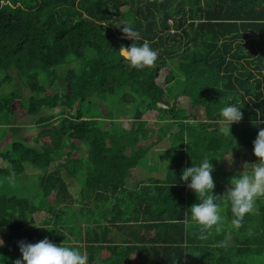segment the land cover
<instances>
[{
    "label": "trees",
    "instance_id": "trees-1",
    "mask_svg": "<svg viewBox=\"0 0 264 264\" xmlns=\"http://www.w3.org/2000/svg\"><path fill=\"white\" fill-rule=\"evenodd\" d=\"M238 5L244 7L242 13L236 11ZM238 21L243 23L239 25ZM118 22H129L140 33L138 46L147 40L158 51L154 67L135 69L119 54L122 45L130 47L133 41L124 37ZM255 27L264 29V0H0V71L5 73L0 87L16 82L17 87L30 92L23 99L22 90L13 91L0 100V145L8 136L4 126L15 119L17 112L21 117H39L44 110L65 108L61 118L40 117V132L34 139L38 148L15 142L10 152L0 150V177L9 179L10 172H14V178L23 175L25 163L42 172L38 178L42 196L35 204L25 198L0 195V235L4 239L0 264L22 259L21 242L35 244L45 238L57 246L64 243L86 251L88 264H207L196 263L200 255L213 257L210 264H233L226 254L219 253L264 254L260 236L253 233L255 217L250 214L239 228L246 230L247 240L237 246L193 244L190 231H199L201 226L191 221L190 213L187 225L184 221L185 213L198 203L197 197L187 186L191 181L180 180L183 170L199 166L211 155L217 159L213 167L216 163L220 166L222 156L241 144L244 164L258 162L252 129L237 137L229 126L217 123L222 108L238 105L237 95L244 119L257 118L254 106L260 111L264 106V90L259 89L254 97L261 99L260 103L245 98L253 95L249 86L255 75L251 71L246 74V69L238 74L236 59L227 57L235 39L249 36L251 43L254 41L250 34L240 32ZM258 42L264 44V36ZM261 50L263 56L257 62L264 59V47ZM71 57L77 60V67L66 75L64 90L49 93L39 75L47 74L52 83L56 69L68 64ZM251 62L246 61L249 65ZM175 70L183 79L178 85L180 94L170 99L166 88L176 81ZM236 82L241 91L237 92ZM120 90L129 91L130 96L123 97L127 112L107 111V117L99 112L100 119L87 118L82 105L88 104L92 111L96 100L110 102L108 97ZM133 108L134 117L130 119L128 113ZM123 120L126 123L122 124ZM162 123L174 128L176 134L170 160L175 177L170 183L145 184V188L154 186L165 191L158 218L144 225L156 234L150 240H122L97 247L89 242L86 249L79 247L75 241L77 225L67 224L75 204L70 182L85 173L81 194L88 199L86 203L91 204L96 196L112 204L111 223H116V215H124L126 195L139 200L138 192L126 185L146 157L144 143L165 131L158 127ZM81 152L84 154L75 156ZM4 162L7 168L2 167ZM231 175L217 178L214 195L223 196L230 187ZM63 203L66 212L60 209ZM221 206L226 207L231 222L230 203L224 201ZM45 212L47 217L43 216Z\"/></svg>",
    "mask_w": 264,
    "mask_h": 264
},
{
    "label": "crops",
    "instance_id": "crops-1",
    "mask_svg": "<svg viewBox=\"0 0 264 264\" xmlns=\"http://www.w3.org/2000/svg\"><path fill=\"white\" fill-rule=\"evenodd\" d=\"M243 9L244 7H240V5L236 7V11L238 10L240 13L243 12ZM237 23L240 25V23L243 22L238 21ZM240 34H250L254 41L251 43L249 36L235 39L233 41L234 49H231V51L227 54V57H234L236 59L237 62L235 65L237 66L238 74L242 73L244 69H246V74L249 75V72L251 71L252 75H255L253 78L254 80L252 79L251 86H249L253 93V97L245 94L244 95L245 98L251 97L255 103H260L261 99L256 100L254 97L258 96L256 93L259 89L264 90V59L260 62H257L258 59L263 56L261 48L264 47V44H260L258 41L262 38V36H264V29L261 27H255L246 32L241 31ZM248 59H251V65L246 63ZM259 81H261V83ZM234 84L236 85L237 92L241 91L238 82ZM232 90H235V87L232 88ZM243 92L244 91L241 93ZM237 97L238 105L236 106L241 108L239 104L242 101H240L239 95H237ZM262 102H264V98H262ZM161 106L162 105L159 104V107ZM253 109L254 111L257 110V112L264 116V106L262 107V111L258 110L255 106ZM260 117L259 119H264ZM257 119L258 117L249 120L243 118L241 122L232 124L230 129L236 133L237 137L243 136L246 129H252L253 134H251V138L254 142L260 128H264V124L254 126L253 121H256ZM161 126H164V124L162 123L158 127L160 128ZM175 140V130L174 128H171L167 129V131H164L161 134L156 133L151 141L144 143L146 148L145 152L147 153L146 157L139 165V171H136L131 179L128 180L126 185L128 189L138 192L139 200H132V196L126 195L127 202L122 206L124 215L117 214L116 223H111L113 221L112 204H106L101 199L97 200L96 196H94L93 201L90 202L91 204H89L86 203L88 199L86 200L85 197L82 196V191L77 195L72 194L75 199L74 206L76 208H73L74 211L73 209L70 211L71 218L68 216L67 224L69 222V218L70 220H75V223H70L69 225H77L75 241L79 247L86 249V245L89 242L95 243L94 245L97 247L100 245V243L107 245L111 242H123L122 240H130L133 242L137 241L138 239L141 240L143 238H147L150 240L153 238V235L156 234V231H149L144 225H146L145 223H149L150 220H153V218H158L159 212L162 210L160 208L163 207L162 202L166 196L164 190L154 188V186L151 185L150 186L152 188H145V184H151V182L170 183L175 177L170 165V160L172 157L171 149ZM83 149L85 152V148ZM84 152L82 154L76 153L78 155L77 157L83 155ZM242 152L243 148L241 144V147H238L236 151H231L229 153L230 155L226 153L222 156V159H220V166L218 163L215 164L216 166L213 167L214 171L212 173L215 185H217V178L219 177L222 179H227L231 174V178L240 174L239 171L243 170V164L245 161V157L242 156ZM207 159L212 164L213 161L217 160L216 156L214 155H211V157L209 156ZM164 162L168 164L167 171L160 167V165H162ZM73 182L74 180L70 182L69 190L70 188L72 189L71 183ZM195 202H199L198 199L195 200ZM221 215L226 218L221 232L217 233L215 229H212L210 233H202L201 228L199 231H190L192 243L198 244L200 242H208L212 243L214 247L217 246L220 248H227L232 246L235 247L242 241L247 240L248 233L245 229L239 230L231 225L227 209L224 206H221ZM250 215L255 217V221L252 223L253 233L256 237L260 236L259 239L263 244L261 246L264 248V198L258 199L256 201V211ZM121 219H124V222H120L122 221ZM130 220L138 222H127ZM185 224L187 225V223ZM193 224L194 223H191L190 225L194 226ZM256 230L260 232L257 233ZM161 236L164 237V235ZM174 237L176 238L175 235ZM84 253H86V251H84ZM219 254H226V259L230 258L228 259V262L230 261L233 264H264V254L257 256H246L242 253L234 254L229 251L221 252ZM96 257L100 256L96 254ZM197 258L198 259H196V263L210 264L214 261L213 257L211 258V256H208L207 258L204 255H200V257ZM193 262L195 261L193 260Z\"/></svg>",
    "mask_w": 264,
    "mask_h": 264
},
{
    "label": "clouds",
    "instance_id": "clouds-1",
    "mask_svg": "<svg viewBox=\"0 0 264 264\" xmlns=\"http://www.w3.org/2000/svg\"><path fill=\"white\" fill-rule=\"evenodd\" d=\"M124 37L133 41L130 47L121 46L119 54L135 69L154 67L159 53L151 48L149 41L144 40L142 45L136 43L142 39L140 33L132 26H123ZM221 119L217 123L230 126L239 123L243 119V112L235 105L225 106L221 109ZM253 121L254 126L264 124V119ZM254 155L257 163L243 165V171L230 180V187L223 196L213 194L216 187L212 173V163L205 158L199 166L193 165L183 170L180 180L191 181L187 186L197 196L195 203L185 213V223H188V213L192 222L201 226L202 233H210L215 229L217 233L222 231L225 217L221 215V204L227 201L231 205L233 219L231 225L236 229L242 226L244 217L256 211V201L264 198V128H260L254 141ZM250 166V171L247 170ZM9 179H14V172H10ZM220 201L221 203H217ZM4 241L0 239V247ZM20 252L22 259H17L14 264H88V256L79 248L66 246L62 243L57 246L47 238L35 243L21 242Z\"/></svg>",
    "mask_w": 264,
    "mask_h": 264
},
{
    "label": "rangeland",
    "instance_id": "rangeland-1",
    "mask_svg": "<svg viewBox=\"0 0 264 264\" xmlns=\"http://www.w3.org/2000/svg\"><path fill=\"white\" fill-rule=\"evenodd\" d=\"M118 23L121 27L132 26L131 23L129 22L127 23L118 22ZM89 53L93 54V51L90 50ZM76 62L77 60L71 57L68 64L58 67L56 69V76L53 77L52 83L50 82L51 80L47 74L41 73L39 75L40 83L47 87L49 93L60 94L66 86L65 84V78L67 77L66 75H68V72L70 70L77 67ZM175 74H176V81L166 88V93L170 99H174L180 94V91L178 90L179 88L178 85L183 79V75L178 70H175ZM13 75L15 74L13 73ZM4 76H5V73L3 71H0V81L4 79L3 78ZM13 91H16V92L20 91L23 99L28 98L30 96L29 90H27L26 88L20 89L19 87H17V83L13 82L12 84H9V83L3 84L2 87H0V100L6 97L8 94H10ZM128 94H129L128 90H120L112 97H108L110 102H107L104 100H98V101L96 100V104L91 106V108L93 109L92 111H90V106L88 104L82 105V110L86 114L88 119H100V117L98 118L99 112L103 114L104 116L107 115V111H110V112L116 111L120 113L121 111L127 112V109L129 107L128 105H125L123 97L130 96ZM64 111H65V108H63V106H60L53 110L47 109V110H44L39 117H21L19 113L17 112L15 119H13L12 121H7L10 123H6V126H4L5 128L4 132H7L8 136L5 139V141L1 143L0 150L3 152H10L12 145L15 142H23L27 146L38 148L39 146L35 143L34 139L38 136L40 132V129L38 126L40 117L51 115L54 118H61L64 114ZM134 113H135V110L133 108L128 113L130 119L134 117ZM124 123H126V120L122 121V124ZM58 125L59 126L61 125V120L58 122ZM109 125L110 123H108L106 127H109ZM165 125L166 124H164V126ZM164 126H161V127H164ZM11 127H22V128L19 131H14L13 129H10ZM167 129H171V128H169V126L164 127L165 131H167ZM67 144L68 146H70L71 142L67 140ZM80 154H82V152ZM75 156L77 157L78 155L75 154ZM12 157L15 159L17 158V156L13 154H12ZM7 166H8L7 162H4L2 164L3 168H7ZM24 166H25L26 171L23 175L19 177H16L12 180L7 179L5 177H0V195L5 194L9 196H17L19 198H25L30 201L31 205H33L35 204V202L40 200L39 198L40 196H42L41 192L38 189V178L42 172L36 167L32 166L30 163H25ZM160 167L163 168L165 171H167L168 164L164 162L162 165H160ZM54 168L55 166L53 165L51 169H54ZM137 171H139V169ZM85 181H86L85 173L78 174L74 182L71 183L72 189L70 188V191H71L70 193L77 195L79 192H81L85 186ZM52 200L56 202V197L52 196ZM64 204L65 203L62 204L63 206H61L60 209L66 212L65 208L67 207L64 206ZM73 208H76V207L73 206ZM43 216L47 217V213L45 212ZM70 218H69V222L75 223V220H70Z\"/></svg>",
    "mask_w": 264,
    "mask_h": 264
},
{
    "label": "water",
    "instance_id": "water-1",
    "mask_svg": "<svg viewBox=\"0 0 264 264\" xmlns=\"http://www.w3.org/2000/svg\"><path fill=\"white\" fill-rule=\"evenodd\" d=\"M70 92H71V90H70V85H69L67 93L69 94ZM0 239H2L4 241V239H3V237L1 235H0ZM0 250H1V247H0Z\"/></svg>",
    "mask_w": 264,
    "mask_h": 264
}]
</instances>
